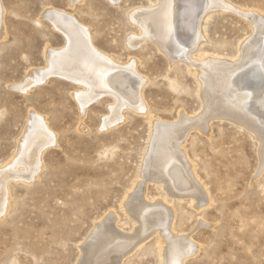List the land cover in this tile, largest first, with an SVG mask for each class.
<instances>
[{"label":"rangeland","instance_id":"obj_1","mask_svg":"<svg viewBox=\"0 0 264 264\" xmlns=\"http://www.w3.org/2000/svg\"><path fill=\"white\" fill-rule=\"evenodd\" d=\"M159 1L0 0V172L8 173L0 264H86L85 242L109 216L123 237L100 251L98 264L110 257L167 264L169 243L164 236L160 242L157 229L162 220L152 217L160 209L153 208L152 220L145 217L141 239L130 237L139 221L126 202L137 186L145 189L144 201L172 210L174 235L194 242L185 260L174 255L169 264H264V0H204L188 38L175 0L173 47L145 36L136 16ZM49 12L85 27L94 49L132 68L124 70L136 76L141 107L111 88L88 95L81 78L54 70L49 55L65 49L67 37ZM254 41L256 49H247ZM205 58L245 62L210 92ZM209 102L231 110L212 113ZM185 116L193 119L166 152L164 170L154 172L148 165L160 150L154 122L174 125ZM31 128L33 137L48 130L47 141L33 143L36 159L28 156L31 145L22 156ZM178 169L189 180L180 187ZM203 198L208 203L200 204ZM120 243L126 248L116 251Z\"/></svg>","mask_w":264,"mask_h":264},{"label":"bare ground","instance_id":"obj_2","mask_svg":"<svg viewBox=\"0 0 264 264\" xmlns=\"http://www.w3.org/2000/svg\"><path fill=\"white\" fill-rule=\"evenodd\" d=\"M176 1H178V3H179L177 15H179V17L181 19V24H180L179 29L181 30L182 34L188 38L189 35L192 34V31L196 28V25H195V22L197 20L196 18L200 17L201 9H202L203 5H205V1L204 0H176ZM159 2H160V5H158L157 7H152V9L140 10L139 12H137L136 16L138 17V21L141 22L142 26L144 27L143 33H145V36H149V37L153 36L156 39V41H159L161 44L164 43L168 47L169 46L173 47L172 40L173 39L175 40L176 38H175L174 34L172 33V31H174V30L171 29V23L175 22L174 21L175 20V14H176L175 5H174L175 0H160ZM54 13L49 12L48 16L54 20V24L57 27H59L65 33V35L67 37V46L64 47L65 49H62V51H60V52H58V51L57 52H51L50 55L48 54L50 56V59H52L51 62H52L53 67L55 68L54 70L59 71V72L64 73V74H67L71 77H77V79L81 78L80 80H83L84 87L86 85V89L88 90V92H86V93L88 95L94 94L96 92H102L105 87H106V90L111 88L110 91H113V92L116 91L120 95V97H123L125 99V102L132 100L134 98L133 102L134 103L136 102L135 104L138 107H141L140 101L138 102L139 91L137 92V90H138L139 86H137L138 84L136 83V80H135L136 76L135 75L131 76V74L129 72H126L124 70L127 68L132 70V68H129V67L122 68L121 66H118L115 62L108 59L106 56L100 54L89 43L88 35H86L87 31H86L85 27L77 26L76 23L72 22L69 18H67L65 16H61L60 14H57V13L54 14ZM75 21H78V20L75 19ZM252 21L256 22L255 24L257 26H259L260 21H259V19H257V17L253 16ZM78 23H80V22L78 21ZM141 24H138V25H141ZM174 25H175V31L174 32H176V24L174 23ZM143 27H141V28H143ZM142 31H143V29H142ZM260 41L259 42L262 43V40H260ZM255 44H256L255 41L248 44L247 49H256V48H254ZM178 47H179V45H178ZM180 50H181V48H180ZM180 50H178V51H180ZM252 52H253V50H252ZM257 53H259L258 50H257ZM247 56H248V54H247ZM249 57H251V56H249ZM206 59L207 58H205V60H204L205 65L206 66L209 65V67H207V68H209L210 71L205 70V69L204 70L208 71V74H207L208 80L207 81H208V85L210 87V92H212L213 87L216 86V84L218 83V79L225 76V73L227 72V70H231V72L232 71L236 72L237 71L236 69L241 68V65H243V63L245 62L244 58H243V61L240 63H236V62H233V61H230L227 59L226 60H218V58H217V61H214L213 59L208 58L209 61H208V64H206L207 63ZM258 59H260V58H258ZM193 64H196V63L194 62ZM128 66H130V64ZM201 68H202V66H201ZM203 68H204V65H203ZM104 72L106 73L104 78L102 76H101L102 79L98 78V76L100 74H103ZM111 73L114 74V76L112 75L113 76L112 78L109 77L110 78V80H109L107 77ZM254 73L255 72H253V74ZM45 75L49 76L48 74H45ZM197 76H198V74H197ZM38 77L41 78L42 73L38 74ZM199 77H202V76H199ZM252 81H253V79H251V78H249V79L245 78V83L247 85H251L253 83ZM102 82L105 84V86H103ZM208 85H207V87H208ZM222 86L224 87V85H222ZM219 87H220V85H219ZM215 88L216 87H214V89ZM106 90H105V92H106ZM121 95H123V96H121ZM238 96H239V94H238ZM244 96H246L245 92L240 94L239 100H244L243 99ZM215 98H217V97H215L214 94L209 96L210 101H213V99H215ZM116 100H117V98H116ZM234 101H235V99H234ZM252 107H254V106H252ZM219 109H221V113L223 111H225V113H227L231 110L229 107L223 105L221 102H214V103L209 102L208 111H211L213 113L214 111L215 112L220 111ZM254 109H255V107H254ZM256 111H255V113H256ZM260 114H262V113H260ZM206 115H207V112H206ZM237 115H238V113H237ZM258 115H259V113H258ZM251 117H253V116H251ZM262 118H264V116ZM192 119H193L192 117L188 118L185 116L182 118V121L179 124H174V125H170V124L167 125L164 123H160V121L154 122L155 132L153 134V139H154V142L155 141L159 142L158 146L160 145L159 146L160 150L154 151L152 154L153 156L151 157V159L148 162L149 167H151L152 170H155L154 172L159 173V172L164 170L162 168V166H163L164 161L166 160L165 159L167 156L166 152L170 148V145L172 146V145L176 144L177 141L174 143V140H179V138H181V136L183 135V134H181V131L187 127L186 125L189 123V120H192ZM33 122H35V121H33ZM161 122H163V121H161ZM35 123L37 124L38 122H35ZM205 123H207V122L204 121L202 124H205ZM259 127H261V126H259ZM35 129H38V128L35 127ZM39 129H40V125H39ZM154 129H153V131H154ZM41 130H42V128H41ZM43 131L41 134H37L36 137H33L32 135L34 134V129L31 128L29 136L26 140L27 145H26V148H25L22 156L27 155L26 149L31 145L32 147L29 150L28 156L30 157V159H36V157H38V155H35L36 150H38V149L37 148L34 149L35 147L33 148V146H35V145H33V143L36 141V142H38V145H39V141L41 142V140H43V141L48 140L46 138V137H48V130L46 129V132L45 131L43 132ZM262 135H264V134H262ZM151 140H152V138H151ZM153 146H152V149H153ZM171 153H172V151H171ZM17 163L20 164L19 160ZM176 163H177V161H176ZM28 165H30V163H28ZM12 166L14 167L15 164H13V165L10 164V166L8 167L9 170L12 169ZM180 166H182V164ZM31 167L33 169V165ZM166 170H167V168H166ZM10 172H12V170ZM176 172H177L176 173V186L177 187H180L181 185H183V184L187 183V181H189V180H187L188 178H186L184 176V175H186V173L183 169H181V170L178 169ZM7 176H8V173L2 174L0 172V205H1V200L3 197L2 195L4 194V192H6V191H4V187H2V186H4V179ZM171 179L173 180V177ZM170 183H172V181ZM190 183H191V181H190ZM144 190H142L141 187L137 186L136 189L129 195L128 200L126 202V205H127L128 209L130 210V212L134 216H136L138 218V221H139V226L136 230V233L131 235L130 237L137 239V235L141 234V230L146 226V222L150 221L149 219L152 220V217H154L156 219H161L162 220L161 224H159V227L158 228L156 227V228L158 229L159 234H160V242L161 243L164 242L162 240V236H164V238L167 239V241L169 243L168 247L165 250L167 252V256H168L167 264H169V260H170L171 256L174 257V255L176 257L180 256V260L181 259L185 260L183 258L185 256V254L193 251L192 248L194 246V242L192 243L190 241V239L186 236L180 237L179 235L176 236L172 233V231H173L172 230V223H171L172 222V210H170V208L163 201H159L160 202L159 205H157V204L151 205V204L147 203L146 201H144L141 198V196H142L141 193ZM195 194H196V192H195ZM4 201H5V199H4ZM200 202H201L200 204L208 203V198H203L202 200H200ZM153 208L160 209V214L151 217V214H152L151 211L153 210ZM145 217L146 218L148 217L146 222H144ZM106 221L107 222H104V220H103V223L98 224V227L94 231V233H91L92 236L89 238L88 241L85 242L83 251L85 252V258L84 259L86 260V264H96L97 261L95 260V257L100 253V251L104 247H106L107 245H110V246L115 245V243L118 242L123 237V234H120L119 233L120 231L116 230V228L114 227V225H115L114 216L113 217L109 216V218H107ZM142 236L143 235L141 234L138 238L141 239ZM141 242H139V243L141 244ZM165 242H166V240H165ZM127 243H129V242H127ZM125 246H123V247L126 248ZM123 247H122V244L120 243L115 248V250L119 251V250L123 249ZM182 250H184L183 253H181ZM107 254L105 256H107ZM116 254H117V252H116ZM105 256H102V257H105ZM108 257H110V255ZM81 258H82V256H81ZM110 258H112V259H109L108 261H106L105 264H117V263L119 264L116 257H115V259H113L114 257H110ZM101 261L102 260H100V262Z\"/></svg>","mask_w":264,"mask_h":264}]
</instances>
